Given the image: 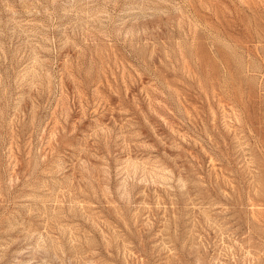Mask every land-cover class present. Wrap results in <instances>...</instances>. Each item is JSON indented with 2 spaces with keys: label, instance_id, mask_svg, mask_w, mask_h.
Here are the masks:
<instances>
[{
  "label": "rangeland",
  "instance_id": "374dc122",
  "mask_svg": "<svg viewBox=\"0 0 264 264\" xmlns=\"http://www.w3.org/2000/svg\"><path fill=\"white\" fill-rule=\"evenodd\" d=\"M0 264H264V0H0Z\"/></svg>",
  "mask_w": 264,
  "mask_h": 264
}]
</instances>
